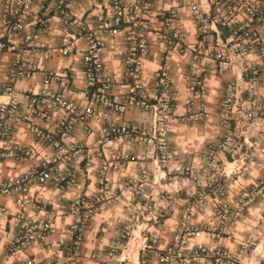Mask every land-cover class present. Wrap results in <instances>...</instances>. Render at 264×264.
<instances>
[{"label": "crops", "instance_id": "crops-1", "mask_svg": "<svg viewBox=\"0 0 264 264\" xmlns=\"http://www.w3.org/2000/svg\"><path fill=\"white\" fill-rule=\"evenodd\" d=\"M194 1L203 11L213 13L211 0ZM188 2L153 0L142 13L145 20L153 23L147 33L149 54L141 69L151 106L146 110L128 107L120 114L94 105L95 114L86 115L84 108L90 100L85 93L80 61L84 42L82 38H76L69 54H59L58 17L52 12L47 16L49 29L41 35L49 57L41 60L37 54L28 56L29 62L35 66L32 75L15 79L10 95H6L2 92L6 66L20 44V36L3 28L2 39L6 48L1 55L0 102L12 97L20 108L26 106L27 97L38 90L42 76L50 74L49 87L52 90H61L62 82H68L64 95L73 99L77 108L74 111L55 108L48 119H32L28 123L53 131L57 120H73L72 129L62 142L74 146V156L70 164L57 160L56 170L51 171L49 180L32 182L23 193L0 192V208H3L0 211V264H17L27 258L35 263L100 264L91 254L104 253L113 244L115 252L110 260L113 264H162L157 260V252L170 243L172 231L182 217L197 230L185 240L184 251L195 242H202L208 248L221 246L234 252L244 243V254L235 264H264V168L260 164L264 160V111L259 109L264 105V84L240 76L235 63L218 75L208 74L205 68L212 62L203 56L197 63V77L203 95L199 98L189 89L186 71L189 58L166 48L164 36L170 35V30L162 25L165 12L175 7L178 16L174 24L183 31L186 44L192 45L195 35ZM107 4L108 0H83L73 9L75 18L86 22L100 7L107 11ZM38 13L34 6L29 31L36 29L34 22ZM209 33L213 44L225 40V31L212 21L209 22ZM103 38L104 47L100 50L103 72L112 80L111 100L119 102L127 89V81L122 76L125 43L121 34L111 39ZM248 58L257 61L254 53ZM258 63L262 69L259 79L264 80V64ZM164 66L168 67L165 75L162 74ZM161 79L168 83L173 108L168 122L169 151L166 156L148 153L144 143L145 139L156 134L155 107L164 95ZM227 79L235 80L233 104L224 120L219 122L217 101ZM187 97L192 98L189 107L184 104ZM199 102L203 103L202 107ZM107 121L136 125L135 134L142 140L116 138L112 146H93L99 126ZM28 124L17 122L13 138L31 147L34 154L19 160L0 159V182L24 174L36 176L39 163L54 153L52 148L35 140L27 130ZM226 133L231 135L230 142L217 150L211 166L199 173L205 161L207 144L220 140ZM85 153L91 156L89 166L85 165ZM99 158L108 163L105 178L96 174ZM66 167L74 171V185L67 186L56 179ZM141 169L147 173L144 196L136 192ZM127 180L130 183L125 184ZM257 188L261 193L253 203L241 209L233 208L232 201L239 192ZM76 195L85 196L96 208L82 233V258L78 263L73 261L71 253L73 234L70 225L75 216L67 211L68 202ZM208 199L223 202L233 210V224L227 230L222 229L223 224L207 203L201 210L194 211L195 203ZM146 204L151 205L150 210L144 209ZM22 221L48 223L54 230L43 232V238L27 248L14 249L16 227ZM123 226L126 229L119 237ZM152 237L156 238L154 249L147 251L144 246ZM188 264H203V261L199 255L192 256Z\"/></svg>", "mask_w": 264, "mask_h": 264}, {"label": "built area", "instance_id": "built-area-1", "mask_svg": "<svg viewBox=\"0 0 264 264\" xmlns=\"http://www.w3.org/2000/svg\"><path fill=\"white\" fill-rule=\"evenodd\" d=\"M83 0H0V66L2 65L1 55L5 50L3 42V28L13 34L20 36V44L16 52L7 62L6 77L2 84V92L10 95L13 82L17 78H29L34 70L33 63L29 62L28 56L37 54L41 60L49 57L46 49V42L41 40V35L49 29L47 16L53 13L58 17L59 30V54L66 55L71 51V44L76 38H82L84 47L81 51V71L84 81L85 93L90 100L84 108L87 116L95 114L94 105H99L111 110L116 114L122 113L128 107L148 109V90L141 78L142 62L149 54V41L147 33L151 31L153 23L145 20L142 13L152 4L153 0H108L107 11L101 7L86 22L78 21L74 15V8ZM213 13L203 11L196 1L189 0L191 20L194 25L195 41L192 45L185 42L183 31L174 24L178 14L175 7L169 8L163 15L162 25L170 30V35L164 36V44L167 49H174L181 55L189 58L187 66V78L189 89L197 97L203 95L201 83L198 82L197 63L203 56L208 57L212 63L208 64L205 72L218 75L229 68L231 63L237 65L238 74L247 77L250 81H261L259 79L262 71L258 62L264 64V0H211ZM36 6L38 14L34 24L37 26L34 31L28 30L29 18L33 7ZM212 21L221 27L225 33V40L216 45L213 44L209 33V22ZM121 34L125 43V53L122 58V76L127 81V89L123 93L121 101L113 102L110 98L112 80L103 72V61L100 55L104 47V36L113 38ZM254 53L257 61L248 58ZM167 66L163 67L165 75ZM50 74L42 76L38 90L27 97L26 106L20 108L18 101L8 98L0 102V159L19 160L33 156V149L24 146L13 138V129L17 122L30 123L32 119L46 120L51 116L55 108H62L74 111L77 108L75 101L64 95L67 90V83L62 82L61 90H52L49 87ZM164 95L155 107L156 113V134L145 139L147 152H157L161 155L168 154L167 131L168 122L173 115L171 95L168 92V83L161 79ZM235 93V80L227 79L221 88L217 101V116L219 122L233 104ZM185 106L192 104V98L184 99ZM200 107L202 102L198 103ZM264 111V105L259 106ZM73 120H57L53 131L45 130L36 125L28 124L27 130L34 136L39 144H45L53 149L54 153L49 159L42 160L38 167L36 176L24 174L21 177L0 182L1 193H23L29 185L35 181L49 180L51 171L56 170L55 162L62 160L70 164L73 159L74 146L63 144L62 140L71 131ZM137 127L134 124H120L115 121H107L99 126L97 138L93 146L104 144L112 146L116 138L124 140H142L135 133ZM231 140V135L226 133L223 137L207 144L205 161L199 168V173L207 170L213 161L217 150L223 149ZM90 154L85 153V165L89 166ZM264 168V160L260 162ZM108 163L99 158L96 166V174L99 178H105ZM58 182L67 186L75 184L73 169L66 167L57 176ZM130 183V180L124 182ZM147 187V173L144 169L139 172V179L136 183V192L144 196ZM261 193L259 188L247 192L241 191L232 201L234 209H241L253 203ZM207 203L214 215L223 224L222 229L227 230L233 224V210L225 203H218L214 199L207 202L200 200L194 205V211L201 210ZM82 208V213L79 209ZM144 209L150 210L151 205L146 204ZM3 211V208H0ZM69 214L75 216L70 229L73 234L71 253L73 261L78 263L81 258L80 245L82 233L88 226L89 219L95 213L96 208L89 199L82 195H76L67 204ZM126 227L119 231L122 237ZM53 228L44 224L20 222L16 227L13 248L23 249L30 246L35 240L43 238V232H53ZM191 225L184 221V217L178 222L172 231L170 243L160 252H157V260L162 264H188L192 256H200L203 264H235L244 254L245 244L241 243L234 252H229L221 246L206 247L202 242H195L189 250H183L185 240L196 233ZM156 238L152 237L145 244L144 249L153 250ZM144 250V251H145ZM115 252V244L109 246L104 253L95 252L91 257L98 260L100 264H113L110 262ZM17 264H50V262L35 263L31 259L19 261Z\"/></svg>", "mask_w": 264, "mask_h": 264}, {"label": "trees", "instance_id": "trees-1", "mask_svg": "<svg viewBox=\"0 0 264 264\" xmlns=\"http://www.w3.org/2000/svg\"><path fill=\"white\" fill-rule=\"evenodd\" d=\"M161 77V76H160ZM160 77H158V78H160ZM160 84H161V86H162V83H161V81H160ZM163 88V87H162ZM151 101V100H150Z\"/></svg>", "mask_w": 264, "mask_h": 264}]
</instances>
